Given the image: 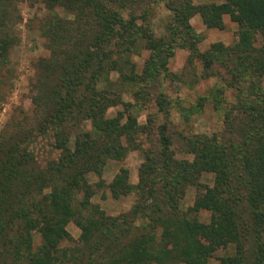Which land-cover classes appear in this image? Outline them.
Wrapping results in <instances>:
<instances>
[{
    "label": "trees",
    "instance_id": "obj_1",
    "mask_svg": "<svg viewBox=\"0 0 264 264\" xmlns=\"http://www.w3.org/2000/svg\"><path fill=\"white\" fill-rule=\"evenodd\" d=\"M37 1L0 0V64L14 44L8 27L20 18L17 4ZM41 1L50 12L60 8L72 19L53 12L41 27L51 56L42 67L34 125L0 136V264H210L211 252L228 246L233 254L215 258L217 264H264V95L237 104L233 112L238 120L227 119L221 144L209 138L189 141L186 153L192 159L176 161L171 168L172 143L165 125L153 140L150 128L138 125L135 117L125 123L122 114L106 117V110L119 101L86 105L82 100L112 55V68L125 67L124 57L129 63L128 52L138 45L127 38L138 19L147 21L151 1L130 0L138 6L144 2L146 8L137 16L133 7L127 19L112 7L123 0ZM165 6L184 32L195 15L207 29H222L228 17L241 32L236 59L256 78L264 76V0L200 5L166 0ZM146 39L152 50L172 47L163 37ZM158 102L162 109L164 101ZM84 120L91 130L77 135L70 146L66 127ZM138 135L151 142L142 152L138 184L129 183L121 168L106 186L116 199L135 192L137 202L126 213L108 216L91 202L95 190L86 177L94 173L100 179L96 186L103 185L107 160L139 149ZM39 138L49 140L56 153L44 164L32 147ZM144 168L150 177L144 176ZM204 173L214 176L211 187L199 183ZM188 186L200 191L182 212L179 203ZM201 210L210 213L208 223L198 220ZM71 222L80 230L78 241L66 230ZM64 242L70 244L61 246Z\"/></svg>",
    "mask_w": 264,
    "mask_h": 264
},
{
    "label": "rangeland",
    "instance_id": "obj_2",
    "mask_svg": "<svg viewBox=\"0 0 264 264\" xmlns=\"http://www.w3.org/2000/svg\"><path fill=\"white\" fill-rule=\"evenodd\" d=\"M150 1L147 21L143 23L138 19L137 29L127 38V41L134 39L138 45L128 52L129 63L124 57L125 67L118 65L112 68V61L116 60V55H112L111 61L104 64L96 78L93 89L82 100L87 101L86 105H90V101H105L107 104L119 101L117 106L106 110V117L114 118L122 114V123L135 117L138 125L150 128L149 137L153 140L158 137L160 126L165 125L166 135L172 143L170 150L173 156L169 159L172 168L176 161L192 159L186 153L189 141L209 138L221 144L226 136L227 119L234 117L238 120L233 112L237 104L256 101L258 95H264V76L256 78L251 69L243 68L236 59L235 46L241 32L228 17L223 18L222 29H207L200 15H195L188 21L190 30L184 32L176 26L171 11L165 6L166 0H159L158 4L154 0L144 2ZM191 1L194 5L224 2ZM144 2L138 6L130 0H123L115 2L112 7L127 19L133 7H137L134 11L139 16L146 8ZM16 10L20 18L8 27L15 39L14 44L0 64V136L4 137L15 134L19 129L32 127L37 118L35 97L38 96L39 81L43 75L42 67L51 56L42 30L44 22L53 18V12L64 20L72 19L69 13L60 8L50 12L41 0L33 5L18 3ZM161 37L164 43L172 47L164 45L158 50L146 48V38L158 42ZM259 44L260 37L257 36L255 45L259 47ZM170 49L172 54L169 55ZM209 62L211 65L206 69ZM131 66L134 73L129 70ZM158 101H164L162 109ZM72 124L64 132L70 146L77 135L91 130L89 120L79 125ZM150 143L149 139L138 135L135 145H139V149L126 152L120 159L107 160L102 171L103 185L96 186L100 180L96 174L87 175V181L95 190L91 202L108 216L126 213L136 204L138 198L135 192L116 199L106 186L121 168L127 170L129 183L137 185L144 162L142 152L151 147ZM32 147L40 155L38 159L41 164L56 156L45 138H39ZM144 176L150 177L145 168ZM213 180V175L204 173L199 183L211 187ZM199 191L195 186L186 187L179 210L185 212L191 207ZM197 218L202 223H208L210 213L201 210ZM66 230L78 241L80 230L72 222L67 224ZM39 244L40 238L36 236L35 245ZM69 244L64 242L61 246ZM233 252L232 246L212 251L214 257L210 264H217L215 258L232 255Z\"/></svg>",
    "mask_w": 264,
    "mask_h": 264
}]
</instances>
